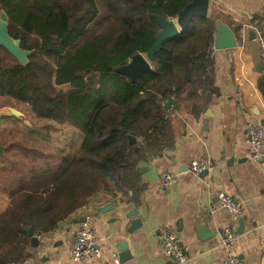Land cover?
I'll list each match as a JSON object with an SVG mask.
<instances>
[{
	"label": "trees",
	"instance_id": "1",
	"mask_svg": "<svg viewBox=\"0 0 264 264\" xmlns=\"http://www.w3.org/2000/svg\"><path fill=\"white\" fill-rule=\"evenodd\" d=\"M191 1L0 0L9 34L33 51L23 65L0 45V99H10L0 107L25 104L36 117L82 134L77 150L59 151L58 163L33 167L10 185V201L0 210V264L32 257L31 227L43 237L95 195L136 192L141 163L175 145L176 103L200 112L217 92L215 14L194 17L166 39L153 70L135 81L115 71L154 46L161 30L154 14L175 19ZM261 23L258 16L250 25L264 35ZM257 86L264 98V73Z\"/></svg>",
	"mask_w": 264,
	"mask_h": 264
},
{
	"label": "crops",
	"instance_id": "2",
	"mask_svg": "<svg viewBox=\"0 0 264 264\" xmlns=\"http://www.w3.org/2000/svg\"><path fill=\"white\" fill-rule=\"evenodd\" d=\"M210 14L217 17L214 39L216 23L221 21L231 28L238 43L229 49L213 46L217 92L200 112L192 113L187 101L176 103L177 116L172 119L175 145L162 156L141 163L147 170L139 172L136 192L115 199L104 193L93 196L51 234H34L39 245H32V257L24 264H178L162 249L160 226L179 237L188 256L183 264H222L226 256L222 235L228 227L237 238L233 252L243 264H264V163L251 156L248 130L254 125L264 127V98L257 86L264 63L259 29L250 25L261 16L264 29V0H210ZM16 105L0 107V126L9 128L11 109ZM19 113L13 116L20 117ZM195 159L209 160L213 169L206 175L192 173L189 165ZM0 170L6 173V177L0 176L3 210L10 201L14 181L10 175L15 169L0 160ZM164 170L178 175L166 191L160 187ZM219 193L241 200L243 213L234 215L223 208ZM109 205L112 208L104 209ZM83 217L92 222L103 251L95 263L71 259L73 238ZM124 243L132 255L125 262L119 260L117 251Z\"/></svg>",
	"mask_w": 264,
	"mask_h": 264
},
{
	"label": "rangeland",
	"instance_id": "3",
	"mask_svg": "<svg viewBox=\"0 0 264 264\" xmlns=\"http://www.w3.org/2000/svg\"><path fill=\"white\" fill-rule=\"evenodd\" d=\"M6 99L9 98L0 99V105ZM16 106L14 109L22 115H11L9 128L0 126V160L15 169L10 179L27 175L33 167L46 168L48 163H58L59 151H75L80 146L82 134L70 124L38 118L25 104ZM176 116L173 111L172 119ZM0 176L6 177V173L0 170Z\"/></svg>",
	"mask_w": 264,
	"mask_h": 264
},
{
	"label": "built area",
	"instance_id": "4",
	"mask_svg": "<svg viewBox=\"0 0 264 264\" xmlns=\"http://www.w3.org/2000/svg\"><path fill=\"white\" fill-rule=\"evenodd\" d=\"M258 41L261 47V57L264 63V35L257 30ZM245 33H242L244 39ZM154 67V63H153ZM249 143L251 146V156L254 160L264 163V127L254 125L249 127ZM213 165L206 159H195L189 165V170L200 175L206 171H211ZM178 175L171 170H164L160 174V187L166 191L177 182ZM219 203L223 208L234 215H241L244 211V203L228 194H218ZM158 235L161 241L162 249L165 255L172 261L183 264L187 262L188 256L185 253L176 233L166 226L158 228ZM236 235L232 228H225L222 235V245L225 248L226 256L222 264H243L242 260L234 254V246L236 244ZM103 256V251L98 245L97 232L89 219L81 222L77 228L72 248L71 259L74 262L87 261L95 263Z\"/></svg>",
	"mask_w": 264,
	"mask_h": 264
},
{
	"label": "water",
	"instance_id": "5",
	"mask_svg": "<svg viewBox=\"0 0 264 264\" xmlns=\"http://www.w3.org/2000/svg\"><path fill=\"white\" fill-rule=\"evenodd\" d=\"M209 4L210 0H192L184 9L179 12V15L176 19L167 20L158 14H154L156 17L161 30L156 35V42L150 51L146 54H137L135 55L128 64L121 67L115 68L116 72L125 74L132 78L133 81L137 77L141 76L143 73L153 70V63L155 54L161 49L163 42L166 39L173 38L180 33V30L185 28L189 22L196 16L207 17L209 14ZM9 17L5 11L0 13V45L4 46L20 63L23 65L28 64L29 55L33 51H28L22 49L21 42L19 39L13 38L8 31ZM250 35L252 38H255L256 34L251 31ZM237 39L231 30V28L223 24L221 21L216 23V36L214 41V47L216 49H229L237 47ZM263 67L262 64H260ZM173 98H170L166 105L170 108L173 104ZM11 113L15 116H19L20 113L16 109L12 108ZM128 140L130 145H134L137 142V138L132 135H128ZM146 168L140 167L139 172L143 173L146 171ZM203 173L202 175H206ZM112 208L109 205L106 208ZM86 218L83 217L82 221H85ZM136 223H134L135 225ZM29 236L31 237V244L35 247L39 245V237L34 235V229L31 227L28 231ZM178 237V236H177ZM179 238V237H178ZM119 252V260L127 261L132 258V255L127 249L126 243L117 247Z\"/></svg>",
	"mask_w": 264,
	"mask_h": 264
}]
</instances>
